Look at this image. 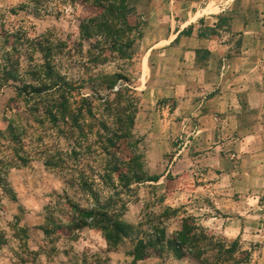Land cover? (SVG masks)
I'll list each match as a JSON object with an SVG mask.
<instances>
[{"label": "rangeland", "instance_id": "1", "mask_svg": "<svg viewBox=\"0 0 264 264\" xmlns=\"http://www.w3.org/2000/svg\"><path fill=\"white\" fill-rule=\"evenodd\" d=\"M83 1L0 0V264H264V196L222 197L211 161L192 150L195 119L172 117L174 101L153 92L148 47L170 7L126 0L104 15ZM261 10L238 0L233 12L255 20ZM7 67L58 82L46 100L72 111L53 121L38 98H20ZM94 98L96 118L117 123L107 131L129 134L115 149L87 111ZM113 166L123 180H108ZM99 203L120 216L121 234L80 221Z\"/></svg>", "mask_w": 264, "mask_h": 264}, {"label": "crops", "instance_id": "2", "mask_svg": "<svg viewBox=\"0 0 264 264\" xmlns=\"http://www.w3.org/2000/svg\"><path fill=\"white\" fill-rule=\"evenodd\" d=\"M236 1L151 0L172 13L148 47L151 86L174 101L172 117L195 119L192 150L211 161L219 194L255 198L264 196V13L235 16Z\"/></svg>", "mask_w": 264, "mask_h": 264}, {"label": "trees", "instance_id": "3", "mask_svg": "<svg viewBox=\"0 0 264 264\" xmlns=\"http://www.w3.org/2000/svg\"><path fill=\"white\" fill-rule=\"evenodd\" d=\"M83 2H88L90 4H92L93 6L96 7H101L102 9H104V15H106L107 13H110L112 10L116 9L117 12H119V7L120 9L124 10L125 9V3L126 0H84ZM119 6V7H118ZM49 65V64H48ZM48 67V66H47ZM44 68V72L46 74V72L48 70H50L49 72H51V74L53 73V69L50 68ZM4 75L6 76V78L9 80H14V81H20L22 83V86L17 87V91L18 94L20 95V98H23V96L25 98L28 99V96H31L29 100H32L34 98H38L40 100V102L37 103L38 108H41V105L43 103L46 104V113H48V115L53 118L55 121V119L61 115L63 117H65L67 115V113L70 112V110L72 111L71 107H69L68 105H66L68 103V101L66 102V100H62V101H54L51 100L49 103L46 100V97L49 96H54L56 95L57 92H59V90L61 89V87H59L58 82H53L52 80L47 83L48 81L45 80V78L42 77V73L40 72H35V75H39V77L37 78L38 80H36L38 83H28V81L24 80V78H22L20 76V74L18 73L17 68H13V67H7L4 68L3 70ZM29 74V72H27ZM44 74V75H45ZM43 75V76H44ZM46 81V82H44ZM48 84V85H47ZM110 90H112V86L109 87ZM123 92V89L120 88L117 91L111 92L113 95L115 96H119L121 95V93ZM37 96V97H35ZM110 98H107L104 102L103 105H108L110 103ZM46 100V101H45ZM52 103V105H51ZM89 109H87L90 117H92L94 120L99 121V125L98 126H102L106 131L108 130V126L109 125H114L117 123H112V118L109 116H103L100 120H98L96 117L97 115V107H95V98L93 100H90V105L88 107ZM76 112H80V114L82 113L81 111H83V109L78 108L77 110H75ZM78 116L79 115H70V118L72 120V123L74 124V126L77 125L78 122ZM122 118L119 117L118 121L121 123L122 122ZM128 120V125H132L134 124V117L129 116L127 118ZM126 125V126H128ZM125 126V125H122ZM77 127V126H76ZM123 127L122 129H113V130H109L107 131V133H105V138L107 141L108 146H110L112 149L117 148L122 142L124 141L126 142L127 140H129V134L127 133L126 129L124 130ZM128 128V127H127ZM8 132L15 133V126L14 125H10L8 126ZM75 132H73L74 134ZM0 134L3 135L5 138H7V135L5 136V133L0 131ZM17 134H15L14 136H12L11 140H16ZM102 137V136H101ZM73 153L76 154V149L75 147L73 148ZM120 170L119 166H113L108 170V180H110V182H113L114 179L116 178L117 181H121L124 179L123 174H117L118 176H116V173ZM116 176V177H115ZM126 178V177H125ZM135 180L138 181H142V178L139 177H135ZM131 181H128V183H130ZM93 183L90 184V187H88L86 185L87 190H90V193L93 194ZM89 188V189H88ZM80 213L82 214V218L80 219L81 222H83V224L86 226H91V227H100L107 235H111V234H121L123 232V228L122 225L119 223L118 218L120 217L117 213H115L114 211L110 210V207H108V205H101L99 203V205L95 208L92 209L90 211H80ZM141 257H143V259L145 258L144 255H141Z\"/></svg>", "mask_w": 264, "mask_h": 264}, {"label": "built area", "instance_id": "4", "mask_svg": "<svg viewBox=\"0 0 264 264\" xmlns=\"http://www.w3.org/2000/svg\"><path fill=\"white\" fill-rule=\"evenodd\" d=\"M193 133H194V134H198V131H197V130H196V131H193ZM187 143H189V142H187Z\"/></svg>", "mask_w": 264, "mask_h": 264}]
</instances>
